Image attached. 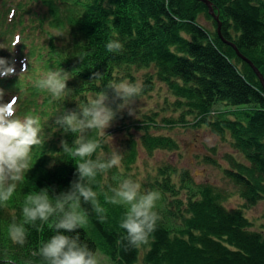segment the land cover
Here are the masks:
<instances>
[{
	"label": "trees",
	"instance_id": "obj_1",
	"mask_svg": "<svg viewBox=\"0 0 264 264\" xmlns=\"http://www.w3.org/2000/svg\"><path fill=\"white\" fill-rule=\"evenodd\" d=\"M24 1L0 0V29L8 25L0 37L9 31L18 39L9 40V46L17 43L18 50L2 49L0 45V54L15 66L25 58L31 61L25 72L0 78V88L6 91V99H18V116L40 117L43 142L33 149L30 170L12 199L0 208V264L5 260L41 264L32 253L50 238V229L29 227L26 243L20 246L8 238V226L14 219L21 220L27 194L45 187L59 193L75 179V161L66 160L60 143L67 140L72 144L75 136L65 134L55 119L85 104L89 93L95 96L108 81L130 77L144 68L153 67L158 78L173 90L175 104L184 106L179 120L165 118L164 123L180 124L194 114L193 125L209 126L223 137L229 134L233 146L248 162L230 156L225 175L248 204L264 200V86L233 47L264 75V0H208L221 21L222 36L218 22L202 0H40L49 8V15L36 18L37 13L30 10L35 0ZM25 12L31 14L30 21ZM202 14L211 21V28L200 22ZM18 15L16 24L22 26V33L10 26ZM37 27L42 33L33 35L31 30ZM111 39L122 44L119 53L107 51ZM81 55L85 56L83 63L78 60ZM53 70L68 78V90L59 99L33 86L41 74ZM92 72H99L100 78L90 80ZM145 81L144 91L152 90L153 75ZM218 103L230 109L215 116L213 106ZM145 118L151 122L141 125L146 130L142 146L149 154L178 147L170 136L150 134L148 129L156 123L150 115ZM137 157L133 143L126 157V171L111 169L110 177L107 179V173L101 179L105 191L128 178ZM168 169L170 166L160 168V175H166L151 184L164 201L168 193L173 194L178 210L165 208L163 213V208H158L160 220L145 245L144 264H264V232L252 229L244 209L225 205L229 196L226 191L209 183L195 184L186 169L179 172L178 189L171 172L166 173ZM183 189L186 197L180 199ZM100 201L108 209V219L98 222L90 206L83 205L89 220L79 230L82 241L96 252L101 248L118 264L137 263L141 247L126 250V233L119 228L124 209L105 204L103 193Z\"/></svg>",
	"mask_w": 264,
	"mask_h": 264
},
{
	"label": "clouds",
	"instance_id": "obj_2",
	"mask_svg": "<svg viewBox=\"0 0 264 264\" xmlns=\"http://www.w3.org/2000/svg\"><path fill=\"white\" fill-rule=\"evenodd\" d=\"M16 44L10 49H14ZM106 49L110 53H119L122 44L118 39H111ZM78 60L83 63L85 56L81 55ZM22 63L21 73L27 70L31 61L25 58ZM14 75L15 62L0 57V78ZM98 78L100 73L92 72L90 80ZM67 81L65 73L53 70L41 74L33 81V86L46 91L53 99H59L68 90ZM141 94L142 84L139 82L110 80L85 104H79L77 109L67 110L55 119V124L65 134L75 136L72 144L67 140L60 142L62 152L68 157L66 160L75 161V179L68 189L59 193L45 187L27 194L21 208V220L17 222L14 219L7 230L11 242L23 246L29 227L39 231L47 226L53 234L41 244L38 252L32 253L39 257L41 264H102L98 252L82 241L79 231L89 220L88 209L83 205L90 206L98 222L107 221L108 209L100 201L101 193L105 204L124 209L119 228L126 233L123 237L125 249L136 250L149 243L160 220V193L142 191L140 183L130 178L120 180L115 187L109 186L105 191L101 179L111 169L120 167L122 156L117 150L107 156L97 154L106 129L112 125L117 113L127 110L129 115H135L133 105ZM5 96L6 91L0 88V208L12 199L25 172L30 170L33 149L43 142L40 117L18 116V99L14 97L9 101ZM4 264L15 262L5 260Z\"/></svg>",
	"mask_w": 264,
	"mask_h": 264
},
{
	"label": "rangeland",
	"instance_id": "obj_3",
	"mask_svg": "<svg viewBox=\"0 0 264 264\" xmlns=\"http://www.w3.org/2000/svg\"><path fill=\"white\" fill-rule=\"evenodd\" d=\"M24 2L27 3V0ZM30 8L31 11L37 13L33 18H36L38 15L41 17L49 15V13L47 14L49 8L44 5L43 2L40 3V0H35ZM25 13L26 18L30 21L29 17H31V14L28 12ZM18 18L19 15L14 19L10 26L11 28H14V30L22 33V26L16 24ZM200 22L208 28L212 27L211 21L203 14L200 16ZM34 24L37 26L39 25L37 21ZM32 25L33 24L30 23L29 26ZM5 27L7 28L8 25H4V27L0 29V32L4 30ZM43 27L47 29L48 25L44 23ZM40 29V27H37L36 30L31 31L33 35H39L42 33L40 32ZM10 39H13L14 42L18 41L17 38L14 39L9 31L7 34L0 37V45L2 49L11 48V46H9V44H11V41H9ZM14 50H18V46H16L13 51ZM3 55L4 54H0V57ZM23 61L15 66L16 72L19 73L22 69L21 64ZM133 73L134 75L124 78L123 80L139 82L142 84V94L133 105L135 115H129L127 110L122 113H117V117L112 125L106 129V134L102 138L101 147L97 151V154L103 153L107 156L113 150L119 151L122 160L118 169L121 172L126 171V157L132 148L133 143H135L136 148L138 149V157L128 171V178L140 183L142 191L154 189L155 185H152L151 183L155 182L157 179L162 180L166 174L160 175L159 169L165 166H170V169H168L166 173L168 171L171 172L172 182L176 185V188L179 189L181 183L179 172L182 169H186L190 172L195 184L209 183L226 191L229 196L224 202L225 205L230 209L238 207L244 209L245 215L253 224L252 229L264 232V200H260L255 205L248 204L246 200L238 194L236 187L224 173V168H227L230 165V156L244 163L248 162L233 146L231 136L227 134L226 137H223L216 132H213L212 129L206 125H193L195 122L194 114L187 115L186 122L180 124L175 122V125L170 126L169 123H164L163 120L165 118L179 120L180 115L184 111V106L181 108L175 104L177 97L174 95L173 90L166 82H163L158 78L153 67L137 70ZM149 75H153V89L146 92L144 91L146 84L145 80ZM89 97H94V95L89 93ZM8 99L9 97L6 100ZM113 107H115V105H113ZM213 109L216 116L219 113L229 110L230 106L218 103L213 106ZM49 113L53 115V112ZM147 115H150L151 120L156 123V126L148 129L149 133L172 137L178 144L176 149H157L152 154L147 152L142 146V137L146 130L141 128V125L151 122L149 119L145 118ZM173 170L176 173H174ZM109 177L110 173H108L107 179ZM185 197L186 190L183 189L181 190L179 198L185 199ZM160 206L163 208V213H166L165 208L172 212H177L178 210L177 205L174 202V196L171 193L167 194V201L162 200V195H160L158 208ZM178 222L179 220H177V223ZM147 249L146 246L141 247L139 260L135 264H144V256ZM97 252L102 258V264H118L101 248H98Z\"/></svg>",
	"mask_w": 264,
	"mask_h": 264
},
{
	"label": "water",
	"instance_id": "obj_4",
	"mask_svg": "<svg viewBox=\"0 0 264 264\" xmlns=\"http://www.w3.org/2000/svg\"><path fill=\"white\" fill-rule=\"evenodd\" d=\"M205 3L208 4L209 7V13L214 17V19L218 22V32L221 35V30H220V26H221V21L219 19V16L215 13L214 8L212 6V4L208 1V0H202ZM233 47L235 48L237 54L243 58L246 62H248L250 64V66L254 69V71L256 72V74L259 76L260 81L262 82L263 86H264V75L261 73V71L248 59L246 58L243 54H241V52L237 49V47L233 44Z\"/></svg>",
	"mask_w": 264,
	"mask_h": 264
}]
</instances>
